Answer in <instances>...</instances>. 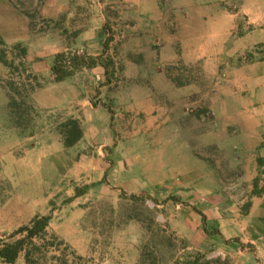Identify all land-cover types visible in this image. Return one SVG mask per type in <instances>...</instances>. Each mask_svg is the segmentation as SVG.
Wrapping results in <instances>:
<instances>
[{"label":"rangeland","instance_id":"1","mask_svg":"<svg viewBox=\"0 0 264 264\" xmlns=\"http://www.w3.org/2000/svg\"><path fill=\"white\" fill-rule=\"evenodd\" d=\"M258 2L160 0L155 20L126 0H0V238L16 229L2 219L15 192L7 164L41 156L36 186H87L86 213L76 242L48 228L35 239L33 264H264V196L244 207L253 179L264 186ZM63 50L113 65L56 81ZM69 117L82 137L68 147Z\"/></svg>","mask_w":264,"mask_h":264},{"label":"crops","instance_id":"2","mask_svg":"<svg viewBox=\"0 0 264 264\" xmlns=\"http://www.w3.org/2000/svg\"><path fill=\"white\" fill-rule=\"evenodd\" d=\"M132 7L136 6L138 9L145 8L146 11L153 19L160 18V7L158 2L160 0H126ZM248 2L250 0H247ZM261 1V0H257ZM151 5V8H149ZM258 7H261V3L258 2ZM255 9L252 10L254 14ZM163 14V13H162ZM164 15V14H163ZM167 18V17H166ZM256 22H262L264 20V12L261 15L254 17ZM250 22H252V18H249ZM263 25V24H262ZM262 29V33H260V40L264 41V29ZM196 59V58H195ZM261 70V69H260ZM263 71V70H262ZM257 71L256 76H264V72ZM63 81V80H62ZM144 91V89H143ZM146 95L150 96V90L144 91ZM148 101V100H147ZM152 119V121H154ZM112 127V124H111ZM112 129V128H111ZM110 130V129H109ZM111 131V130H110ZM107 143L101 142L100 147H106ZM25 156H22L17 159H13L11 162H8L7 168L10 172L11 180L14 184V193L7 199L6 203L1 207L2 209V219L5 225L9 228H17L22 224H27L34 217L35 214H50L51 218L49 220L48 229L55 232L59 237L64 239L69 243L76 242V238L80 236L81 223L83 222L86 209H80L76 207L79 204L80 199L87 195V190L85 193L74 196V191L70 193V191H41L40 188L36 185H40V175H41V167L40 163L42 161L41 156L34 157L29 159ZM102 161H97L96 165L92 167L95 173L98 176V180L103 178L104 172L106 168L104 165L102 166ZM99 174V175H98ZM103 175V176H102ZM164 178V176H163ZM160 177L157 176V181H159ZM109 181V179H108ZM106 182V181H104ZM128 183L127 185H129ZM134 184V182H133ZM110 185V184H109ZM132 187V185H131ZM61 192V193H60ZM67 192V193H66ZM130 192V191H129ZM68 194L64 204L60 207L55 206L54 201L59 198L61 195ZM89 195V194H88ZM264 196V192L260 195H253L251 197V208L252 212L253 206L256 204V200ZM56 207V208H55ZM260 215L264 220V207H260ZM202 209V213H203ZM205 212V211H204ZM4 215V216H3ZM206 215V214H205ZM209 215L206 216L205 222H213V220L209 219ZM215 218V217H214ZM218 220H220L218 218ZM203 222V221H202ZM0 264H26V262L20 259V255L16 259L14 263H6L1 262Z\"/></svg>","mask_w":264,"mask_h":264},{"label":"trees","instance_id":"3","mask_svg":"<svg viewBox=\"0 0 264 264\" xmlns=\"http://www.w3.org/2000/svg\"><path fill=\"white\" fill-rule=\"evenodd\" d=\"M106 31H109L107 24L103 25ZM108 37L103 41V50L107 48L109 43ZM95 64H100L104 67L105 73L110 70L109 67L113 65V61L108 59L106 62L101 60V57H92L86 52H79L78 50H63L59 51L54 55L51 72L56 81H62L70 76H72L76 69L81 66H93ZM110 113H113L111 109H108ZM63 143L65 146H72L82 137V129L80 127L77 118L69 117L61 123ZM258 164H262L263 159L257 157ZM87 186L76 187L74 190V196L81 195L85 193ZM264 192V186L259 187V178L255 177L253 179V195H260ZM177 199L178 197H174ZM188 204V203H185ZM251 205V201H248L244 207L248 208ZM193 209L201 215L202 221L205 222V215L195 206ZM51 216L50 214H35L34 217L27 224H22L9 233L7 239L0 238V261L6 263H14L20 253L24 251V259L27 264H33L34 261L31 257V250L29 246H37L35 239L42 238L47 234V227L49 224Z\"/></svg>","mask_w":264,"mask_h":264}]
</instances>
